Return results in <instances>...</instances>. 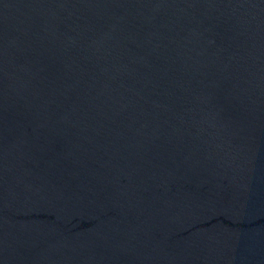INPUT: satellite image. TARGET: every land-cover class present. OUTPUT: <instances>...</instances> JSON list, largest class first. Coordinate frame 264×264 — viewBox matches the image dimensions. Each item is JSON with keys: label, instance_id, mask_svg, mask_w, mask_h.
Wrapping results in <instances>:
<instances>
[{"label": "water", "instance_id": "95a60500", "mask_svg": "<svg viewBox=\"0 0 264 264\" xmlns=\"http://www.w3.org/2000/svg\"><path fill=\"white\" fill-rule=\"evenodd\" d=\"M0 264H264V0H0Z\"/></svg>", "mask_w": 264, "mask_h": 264}]
</instances>
